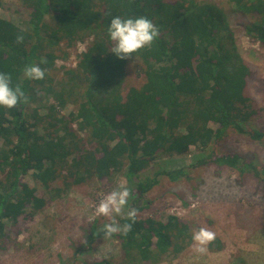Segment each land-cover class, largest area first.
Masks as SVG:
<instances>
[{"label":"trees","instance_id":"trees-1","mask_svg":"<svg viewBox=\"0 0 264 264\" xmlns=\"http://www.w3.org/2000/svg\"><path fill=\"white\" fill-rule=\"evenodd\" d=\"M228 2L246 17L245 32L264 46V0ZM22 4L25 26L0 17V72L9 74L13 86L20 84L29 98L12 109L0 107V241L8 221L17 222L27 208L42 210L47 204L46 194L25 180L28 175L50 192L60 179L68 189L123 173L138 215L127 235H113L120 243L121 263L96 258L89 264H156L187 248L193 233L191 223L175 215L166 220L144 216L150 201L143 198L163 178L183 180L195 169L215 164L264 179L259 162L240 153L218 155L210 146L231 128L264 138V130L249 121L253 111L245 88L251 69L233 43L227 9L211 0ZM114 16L147 17L159 36L151 46L120 60L110 51L113 42L107 32ZM225 30L228 36L221 32ZM18 34L24 36L21 44ZM89 36L93 39L77 67L56 66L58 58L68 56L66 48ZM41 59L47 60L40 64L45 78L26 79L25 66ZM131 66L140 67L146 80L131 84L124 94ZM68 104L76 109L62 114ZM192 145L200 151L192 163L173 166L172 160H161L153 167L159 156L188 153ZM63 189L55 188L58 193ZM116 219L130 223L126 215ZM104 223L96 220L84 227L85 243L77 251L93 250L103 238L96 232ZM215 242L221 244L218 238ZM76 261L74 256L61 264Z\"/></svg>","mask_w":264,"mask_h":264},{"label":"rangeland","instance_id":"rangeland-1","mask_svg":"<svg viewBox=\"0 0 264 264\" xmlns=\"http://www.w3.org/2000/svg\"><path fill=\"white\" fill-rule=\"evenodd\" d=\"M211 1L228 11L233 43L251 69L245 88L246 95L251 98L249 110L253 111L249 121L264 130V46L256 37L245 32L246 17L235 13L228 0ZM22 5V0H0V17L25 26L21 17L24 15ZM221 32L228 36L226 30ZM92 39L93 36H89L81 42L89 45ZM69 48L65 49L69 51L67 57L57 59L58 68L77 67L81 52L88 46ZM129 69L128 81L122 87L124 94L131 84L140 86L146 80L144 73L139 72L140 67L131 66ZM72 109H76V104H68L61 113L68 114ZM41 113L44 114L45 110L42 109ZM216 126L212 123L211 127ZM73 127L78 129L76 122ZM80 134L83 136L84 132ZM210 146L218 155L240 153L264 166V138L253 139L231 128L223 139ZM198 152V146L192 145L190 152L159 156L158 162L152 165L157 167L161 160H172L173 166L188 165ZM25 180L44 192L48 201L42 210L27 208L17 222L8 221L7 234L0 241V264H61L62 260L74 256L77 257L75 264H89L96 258L121 263L120 243L114 236L98 240L91 251L77 250L85 243L84 227L96 220L101 223L109 221L103 216L89 219L95 216L94 210L99 201L121 182L130 186L123 173L104 179L94 177L68 189L60 179L52 185L54 188L50 192L30 175ZM57 187L64 189L58 193L55 190ZM143 200L150 201L149 207L143 211L144 216L166 220L175 215L191 223L193 232L201 227L214 231L221 242L219 246L215 241L208 245L204 254L196 253L191 242L179 254H167L156 264H264L263 177H255L252 173L241 176L228 166L211 164L195 169L189 178L183 180L163 178ZM129 207L135 208L131 200ZM126 211L122 215H126Z\"/></svg>","mask_w":264,"mask_h":264},{"label":"clouds","instance_id":"clouds-1","mask_svg":"<svg viewBox=\"0 0 264 264\" xmlns=\"http://www.w3.org/2000/svg\"><path fill=\"white\" fill-rule=\"evenodd\" d=\"M109 39L113 42L110 51L120 60H125L133 56L139 50L151 46L159 36V28L144 16L122 18L114 16L107 29ZM24 36L18 34L16 42L23 43ZM46 59H41L39 63H29L23 69V75L28 80H43L46 70L40 64H46ZM28 96L20 84L13 86L12 78L7 73L0 72V107L12 109L22 103H28ZM133 198V190L126 182H121L111 192L107 193L96 205L95 217L103 216L109 221L98 228L97 234H103V238L112 237L120 233L127 235L136 222L138 210L129 207V202ZM130 223H119L116 219L125 213ZM192 248L198 254H204L207 246L216 239V233L208 228L201 227L192 233Z\"/></svg>","mask_w":264,"mask_h":264},{"label":"built area","instance_id":"built-area-1","mask_svg":"<svg viewBox=\"0 0 264 264\" xmlns=\"http://www.w3.org/2000/svg\"><path fill=\"white\" fill-rule=\"evenodd\" d=\"M80 42H81V41H79L78 44H80ZM78 44H77L76 46H80V45H81V46H85L86 44H87V46H88V43H87V42H85V43H82V42H81L80 45H78ZM86 50H87V49H86ZM86 50H84V51H86ZM81 53H83V52H81Z\"/></svg>","mask_w":264,"mask_h":264}]
</instances>
